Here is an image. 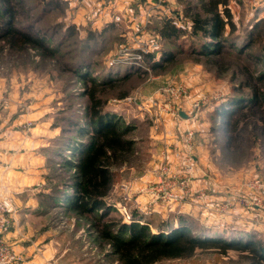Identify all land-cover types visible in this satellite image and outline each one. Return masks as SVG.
<instances>
[{"label":"rangeland","instance_id":"374dc122","mask_svg":"<svg viewBox=\"0 0 264 264\" xmlns=\"http://www.w3.org/2000/svg\"><path fill=\"white\" fill-rule=\"evenodd\" d=\"M18 1H21L19 26L25 31L33 28V33L55 50V56H49L42 48L17 52L9 50L0 41V182L5 181L6 176L13 179V171L19 172L27 167L25 165L30 160V153L32 165L41 172V183L33 191L35 206L28 223L22 226V235L18 234L23 248L17 249L16 244L6 240L22 257L23 264L118 263L109 245L100 246L102 244L91 220L75 217L60 205L51 207L44 202L49 195L58 197L56 190L63 189L68 175L66 168L60 164L62 160L54 155V149L66 140L67 135H76L77 129L71 126L70 120H88L91 103L84 95V90L92 87L91 79H101L105 68L121 64L137 66L129 64V61L111 64V60L122 59L126 53L132 55L128 58L134 62L132 58L138 51L150 49L148 51L151 52L145 53H153L161 49L163 39L155 25L171 22L168 20L169 15L176 16L186 26L185 30L179 29L182 31L180 44L184 46L183 50L168 44L164 46L176 51V61L157 70L141 66L138 62L142 70H147L143 77H132L126 82L118 80L104 91V108L120 117L122 125H133L130 137L136 142L130 163L114 170V187L105 199L106 203L114 207L110 215L127 221L121 206L115 205L122 202L132 219L135 213L140 214L152 219V227L159 223L176 222L178 216H186L194 223L191 229L193 233L198 232L196 227H203L228 239L247 237L258 245L264 244V142L256 133H251L240 150L233 153L226 151V130H220L223 119L216 115V110L235 95L233 89L239 81L233 83L230 72L219 74L214 67L205 64V58L187 51L191 45H199L203 38L200 33L194 32L192 22L185 18L184 8L178 0H175L174 7H170L167 0H161L160 5L159 0H131L127 8L137 9L141 5L143 15L123 10L126 19L122 23L116 25L110 20L103 28L74 23L72 11L67 13L69 7L65 0H58L60 7L54 11H49V0ZM229 7L236 31L231 34L228 28L227 37L242 36L246 29L253 28L256 20L264 19V0H232ZM89 13L92 19V10ZM146 23L147 28L138 31L139 25ZM109 24H113L116 30L107 33L105 39L96 40L95 34H99ZM62 25H74L76 33L65 38L61 31ZM263 29L264 25L259 31L263 32ZM144 44L145 48L142 46ZM156 44L159 49L154 50ZM262 49L264 32L260 45L247 52L259 53ZM222 60L232 65L239 63L228 57ZM85 61L91 68L89 80L81 81L75 69L78 68L77 64ZM82 72L86 73L84 67ZM172 88L185 91L186 96L175 98L168 91ZM125 92L128 95L120 98V94ZM195 104L198 107L193 111ZM169 118L176 122L173 129L181 149L177 153L182 155L176 168L169 160V152L166 155L167 145L158 139L159 135L167 133ZM179 122L183 125L177 124ZM189 132L193 135L192 141L187 144ZM35 138L36 142H32ZM200 144H203L214 167L223 173L224 185H220L209 170L201 172L197 169L195 158L200 155ZM186 154L193 157L195 171L187 189H181V195L187 196L190 202L183 207L198 210L196 217L181 213L176 207L157 204L148 191L158 185L157 172L163 165L170 167L173 174L179 173ZM144 172L153 175L151 177L154 179L144 187L145 193L151 198V202L144 205H160L164 208L162 211H155V207L153 211H144V207L133 196L130 183L135 182V176ZM200 178L207 180L206 187L196 185ZM256 181L261 183V188L250 189V185ZM125 185L129 186L128 192L133 197L129 203L122 201ZM12 193L0 185V194L11 198L14 205L15 195ZM200 196H204L203 200ZM146 212L150 213L144 214ZM156 264H252V256L249 252L235 249L225 251L209 248L197 250L189 259L164 260Z\"/></svg>","mask_w":264,"mask_h":264},{"label":"trees","instance_id":"16d2710c","mask_svg":"<svg viewBox=\"0 0 264 264\" xmlns=\"http://www.w3.org/2000/svg\"><path fill=\"white\" fill-rule=\"evenodd\" d=\"M231 1L178 0L184 8L185 18L191 20L194 32L203 38L199 45H191L187 51L205 58V64L214 67L219 74L230 72L233 83L239 81L233 89L235 95L216 110V115L223 119L220 130H226L224 147L233 153L240 150L248 134L256 133L264 142V49L259 53L247 52L260 45L264 29L263 32L259 29L263 27L264 19L256 20L253 28L246 29L242 36L227 37L228 28L231 34L236 31L229 7ZM20 4L18 0H0V41L11 51L42 48L49 56H55V50L43 38L39 39L33 28L25 31L19 26ZM49 5V11H54L59 9L60 2L49 0ZM155 28L163 39V47L153 53H142L140 64L157 70L176 61L174 46L182 50L184 46L180 44L182 31L171 22L156 24ZM62 30L65 38L76 33L74 25H62ZM115 30L116 27L109 24L95 34V39H105L107 33ZM165 44L172 48H164ZM223 57L236 59L239 63L229 64L222 60ZM85 62L77 64L75 69L81 81L89 80L91 68ZM141 66L121 64L105 68L101 79H91L92 87L84 90L91 103L88 120H70L71 126L77 129L76 135H67L66 140L54 149V155L62 160L58 163L66 168L67 179L63 189L56 190L58 197L49 195L44 202L51 207L60 205L75 217L91 220L100 246L107 244L112 248L117 264H156L164 260L189 259L197 250L209 248L249 252L252 264H264V244L258 245L247 237L228 239L203 227H196L198 232L193 233L194 223L186 216L152 227V219L140 214L135 213L130 223L110 215L114 207L105 199L114 187V170L130 163L136 142L130 137L133 125H122L120 117L104 108V91L118 80L126 82L132 77H143L147 70H142ZM83 67L86 73L82 72ZM127 95L125 92L119 97Z\"/></svg>","mask_w":264,"mask_h":264},{"label":"crops","instance_id":"0c3cea01","mask_svg":"<svg viewBox=\"0 0 264 264\" xmlns=\"http://www.w3.org/2000/svg\"><path fill=\"white\" fill-rule=\"evenodd\" d=\"M68 3V14H70L69 11H72V15L74 18V23L79 25H90L92 28H103L106 24H108L111 20V15L113 13H119L125 10V8L129 7V1L131 0H111L107 2L106 0H65ZM128 1V2H127ZM133 1V0H132ZM112 2V3H111ZM126 2V4H124ZM169 2L170 7H174L175 0H167ZM112 4H115V11H111V8L113 7ZM134 9V8H132ZM131 13L134 14L137 12L138 14L143 15V8L141 5L137 9L132 10ZM93 12L92 19H90L89 12ZM89 15V17H88ZM70 16V15H69ZM139 16V15H138ZM134 20V19H132ZM131 23V22H130ZM168 119V118H167ZM170 119V118H169ZM179 125H183L180 122L177 123ZM178 125V126H179ZM173 126H176V122H172L171 119L169 120V123L166 124V129L168 130L165 135H159L158 139H161L163 143H165V148L169 152V160L171 161L173 167H178L179 161L181 159V154L177 152H181L180 146H178V138L175 136L176 133L174 132ZM36 138L32 140V142H36ZM31 142V147H32ZM168 145L172 148H169ZM172 149V151L170 150ZM180 149V150H179ZM177 150V151H176ZM179 150V151H178ZM32 152V151H31ZM30 153V160L25 165L27 167H23L22 170L13 171L11 176H13V179H10L9 177H5V181L0 182V185L4 188H8L11 192H13L14 196V205H15V211L9 216L11 226L9 229V232L4 234L5 240H10L11 243L17 245V249H22L21 243L19 241L21 240L20 235H22V226L24 227L26 223H28V219L30 218V214L32 209L35 206V199L33 195L34 189L39 187V184L41 183V172H38L37 166L32 165L31 161V155ZM198 154L196 156L195 163L197 164V169H199L201 172L207 171L210 172V174H214L220 185H224V179H223V173H221L217 168H215L214 164L211 162L212 160L209 158L206 152L204 151L203 144H200L198 146ZM158 169V168H157ZM156 170H154L155 172ZM155 174V173H154ZM150 173H142L138 176H135V182L130 183L131 184V190L134 194V198L136 201L141 204L144 207V211H153L155 207V211H162L164 208L160 205H154L153 206H145L144 204L151 202L150 196L145 193L144 187L153 181V177H151ZM7 178V179H6ZM152 178V179H151ZM6 185V186H5ZM196 185L199 187H206L208 185L207 180L204 178H200V180L196 181ZM219 185V186H220ZM8 186V187H7ZM181 213L190 214L194 217H196L198 210L196 208L191 207H183ZM210 222V221H207ZM22 247V248H21ZM26 252V251H25ZM27 253V252H26ZM27 255V254H26Z\"/></svg>","mask_w":264,"mask_h":264},{"label":"built area","instance_id":"2783aa9c","mask_svg":"<svg viewBox=\"0 0 264 264\" xmlns=\"http://www.w3.org/2000/svg\"><path fill=\"white\" fill-rule=\"evenodd\" d=\"M161 3L162 1L159 0L158 4L160 5ZM115 7H116L115 4H113L111 11H115ZM124 12L131 13V9L126 8ZM147 15L148 17L150 16L149 11ZM169 16L170 17L168 18V20H171V23L176 28L181 29V30L186 29L185 23H183L179 18H177L174 15L173 16L169 15ZM125 17L126 16L122 12L113 13L111 15V22L118 25L126 19ZM147 25H148L147 23L144 25H139L138 31L140 30V32H142L143 30L147 28ZM142 46H144L145 48L146 44ZM154 47H155L154 50L159 49L158 44L154 45ZM148 50L146 49L145 52H151ZM143 52L144 51H138L135 54L134 58H132L135 63L131 62L130 61L131 59L128 58L130 56L132 57V55L129 53H126L123 55L125 58L122 57V59L121 58L113 59L111 60V64L127 63V61H129V64H135L138 66V64L140 63L142 59ZM126 57L128 58V60H126L127 59ZM168 91L171 94H173L175 98H181L182 96H186V92L182 91L181 89L172 88V89H169ZM197 107H198V104H195L193 106L194 108L193 111L196 110ZM175 114H172V116ZM192 135L193 134L191 132L188 133V138L186 140L187 144L190 143L189 141H192L191 140ZM167 153L168 151L166 150V155ZM192 161H193V157L191 155L186 154L184 160L181 162L180 172L177 174H173L170 171V167H168L167 165H163V167L159 169V171L157 172L158 179H159L158 185L148 190L149 193L152 194V196L154 197V200L157 202V204H161L163 205V207H168V208L176 207L178 208L180 212L181 207L186 206L187 204L190 203L187 196L181 195L182 194L181 189H187L186 187L188 186L189 181L194 175L195 165L192 163ZM123 188L125 190V194L122 197V201L124 203H129L132 201V198H133L132 195L129 194L128 192L129 186L125 185ZM260 188H261V183L259 181H256L250 185V189L252 190H256ZM203 197L204 196H200L201 200H203ZM115 205L121 206L122 210L127 216L126 222L129 223L130 221H132L131 216L126 212L125 206H123L122 202H118ZM13 212H14V205H13V201L11 200V198H8L0 194V264H23L24 263L22 257L16 253L14 247L11 244H9L4 238V234L8 233L10 229L11 222H10L9 216ZM149 213L150 212L148 213L146 212L144 214H149Z\"/></svg>","mask_w":264,"mask_h":264},{"label":"water","instance_id":"95a60500","mask_svg":"<svg viewBox=\"0 0 264 264\" xmlns=\"http://www.w3.org/2000/svg\"><path fill=\"white\" fill-rule=\"evenodd\" d=\"M180 115H181L182 117H186L183 113H180Z\"/></svg>","mask_w":264,"mask_h":264}]
</instances>
